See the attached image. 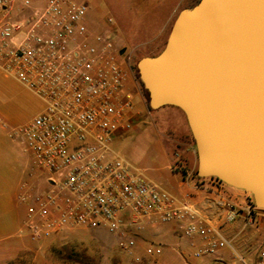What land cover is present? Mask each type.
Returning a JSON list of instances; mask_svg holds the SVG:
<instances>
[{
	"label": "built area",
	"instance_id": "obj_1",
	"mask_svg": "<svg viewBox=\"0 0 264 264\" xmlns=\"http://www.w3.org/2000/svg\"><path fill=\"white\" fill-rule=\"evenodd\" d=\"M91 9L78 0H47L42 6L0 0V67L43 104L29 123L10 130L48 176V189L29 196L35 204L26 220L29 236L40 241L68 229L103 228L131 254L134 235L151 219L179 224L192 246L199 239L194 259L214 256L230 245L219 230L188 199L179 201L112 150L135 125V104L126 91L129 72L113 20L106 17V26L94 32ZM175 168L204 179L181 164ZM225 210L226 221L234 222L237 207L229 202ZM145 250L148 257L164 254L158 246ZM256 264H264V249Z\"/></svg>",
	"mask_w": 264,
	"mask_h": 264
},
{
	"label": "water",
	"instance_id": "obj_2",
	"mask_svg": "<svg viewBox=\"0 0 264 264\" xmlns=\"http://www.w3.org/2000/svg\"><path fill=\"white\" fill-rule=\"evenodd\" d=\"M152 110L185 115L197 175L252 195L264 210V0H199L160 54L137 63Z\"/></svg>",
	"mask_w": 264,
	"mask_h": 264
},
{
	"label": "rangeland",
	"instance_id": "obj_3",
	"mask_svg": "<svg viewBox=\"0 0 264 264\" xmlns=\"http://www.w3.org/2000/svg\"><path fill=\"white\" fill-rule=\"evenodd\" d=\"M46 1L33 0L36 6L43 5ZM78 1L92 7L89 20L93 25L90 28L94 32L106 26L104 20L106 17L113 20L118 46L120 50H125L120 58L130 74L126 91L133 94L136 106H143L141 98L134 92L135 81L148 105V112L143 113L142 121L135 124L122 136V139L115 140L112 150L165 190L160 178L169 172L164 168V155L169 154L173 165L181 164L185 170H191L193 168H191L187 149L196 151V146L185 115L180 109L167 106L157 111L149 107L148 95L139 79L137 63L143 56H154L164 49L175 13L194 6L199 0ZM42 110L41 100L0 67V188L15 193V207L18 215L26 220L31 210L35 208L29 196L33 197L48 189V176L44 168L36 163L34 155L21 139L10 136V130L29 123ZM196 169L198 170L197 167L193 169L194 173ZM249 196L254 204L252 195L249 194ZM177 230L182 242L192 241L184 236L183 229L177 227ZM25 233L29 234L27 228ZM65 236L71 241L61 240ZM134 237L137 245L131 254L123 251L118 245V238L103 228L78 227L60 236L53 235L40 241L29 238L34 250H51V243L47 245L44 243L53 242L52 246L58 250H66L62 253L65 258L69 257L79 264H179L171 259L173 256L168 257L170 250H166L162 257H148L145 253L147 246L163 248L164 245L159 241L151 242L144 239L142 233ZM63 241L66 245L62 248ZM68 250L80 251L77 253ZM249 252L256 254L255 250H249ZM172 253L175 254L174 251ZM242 255L246 263L251 264L244 252ZM136 256L141 257L142 261L137 262ZM236 259L239 261L237 257ZM240 263L243 264L241 259Z\"/></svg>",
	"mask_w": 264,
	"mask_h": 264
},
{
	"label": "crops",
	"instance_id": "obj_4",
	"mask_svg": "<svg viewBox=\"0 0 264 264\" xmlns=\"http://www.w3.org/2000/svg\"><path fill=\"white\" fill-rule=\"evenodd\" d=\"M179 12L175 13L173 23ZM124 52L125 50H121L122 55ZM134 84V92L143 103L142 107H138L134 103V122L137 124L142 121L143 113L148 112V105L135 81ZM120 139L122 136L117 140ZM187 150L191 168H198L195 149L188 148ZM164 163V168L169 171L160 177L165 191L179 201L188 199L199 210L200 215L219 230L230 245L219 251L216 256L202 260L194 259L192 251L202 244L199 239L195 242V246L191 245V241L182 242L177 230V227L180 228V226L177 223L160 225L151 219L144 220L143 238L151 242L159 241L160 244L164 245V254L166 250H170L168 257L173 256L171 259L179 264H211L216 259L223 260L226 264H241L240 259L244 260L242 252L248 256L251 264H256L259 257L258 252L264 249V210L253 207L252 200L245 191L228 186L215 178L196 180L186 177L185 173L176 170L169 154L164 155ZM193 169L186 170V172H193ZM195 173H197V169ZM229 202L233 203L239 212L237 219L231 223L225 219V204ZM25 228L26 219L19 217L15 207V193L0 188V264H79L69 257L65 258L62 253L66 250H58L52 246L54 245L53 242L44 243V245L51 243V250H34L29 234L25 233ZM75 229H68L56 235L60 236L62 233ZM61 240L71 241L66 236ZM65 245L64 242L62 248ZM140 250L142 249L140 248ZM249 250H255L256 254L250 253ZM68 251L77 252L80 250ZM172 251L175 252L174 255Z\"/></svg>",
	"mask_w": 264,
	"mask_h": 264
},
{
	"label": "trees",
	"instance_id": "obj_5",
	"mask_svg": "<svg viewBox=\"0 0 264 264\" xmlns=\"http://www.w3.org/2000/svg\"><path fill=\"white\" fill-rule=\"evenodd\" d=\"M216 179V178H215ZM253 205V207L255 206L254 204H252Z\"/></svg>",
	"mask_w": 264,
	"mask_h": 264
}]
</instances>
